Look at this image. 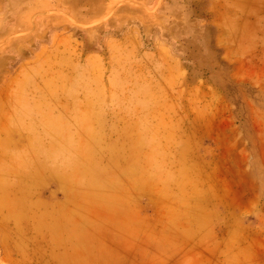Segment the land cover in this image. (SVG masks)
<instances>
[{
    "label": "rangeland",
    "instance_id": "rangeland-1",
    "mask_svg": "<svg viewBox=\"0 0 264 264\" xmlns=\"http://www.w3.org/2000/svg\"><path fill=\"white\" fill-rule=\"evenodd\" d=\"M2 84L0 264H264V0H0Z\"/></svg>",
    "mask_w": 264,
    "mask_h": 264
},
{
    "label": "crops",
    "instance_id": "crops-1",
    "mask_svg": "<svg viewBox=\"0 0 264 264\" xmlns=\"http://www.w3.org/2000/svg\"><path fill=\"white\" fill-rule=\"evenodd\" d=\"M23 93H26V91H22V87L20 86H10L5 84L0 85V137H23L24 142L26 141L27 137H50L51 129L45 128L44 124L42 125V128L44 127V129L39 130V132L36 133V124L31 120L18 119L16 117L12 118L14 117L15 104H17V101L20 97L19 95ZM49 125L51 126V123ZM16 204L17 203H15V205ZM22 204H24L23 206L27 207L31 206V204L28 202H23ZM25 211H27L26 214H24ZM32 211L33 210H31L30 207L28 210L15 209V217H19L21 219L19 224L26 221L28 222L29 218H31L30 214L33 213ZM46 217L48 216H44V221H46ZM174 225L178 228L175 221H170L167 223V228L171 230V235H174L176 230ZM123 226L125 227V221ZM190 227L191 224L190 221H188L187 227L184 225L182 228L183 232L188 233V239H190ZM178 229L180 230L181 228ZM170 240L171 244L175 243L173 239Z\"/></svg>",
    "mask_w": 264,
    "mask_h": 264
}]
</instances>
